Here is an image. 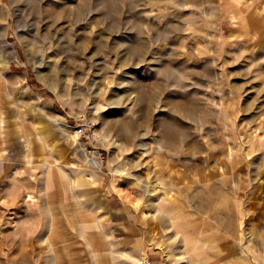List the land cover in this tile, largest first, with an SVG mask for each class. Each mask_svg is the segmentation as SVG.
<instances>
[{"label":"rangeland","instance_id":"obj_1","mask_svg":"<svg viewBox=\"0 0 264 264\" xmlns=\"http://www.w3.org/2000/svg\"><path fill=\"white\" fill-rule=\"evenodd\" d=\"M142 257L264 264V0H0V264Z\"/></svg>","mask_w":264,"mask_h":264},{"label":"built area","instance_id":"obj_2","mask_svg":"<svg viewBox=\"0 0 264 264\" xmlns=\"http://www.w3.org/2000/svg\"><path fill=\"white\" fill-rule=\"evenodd\" d=\"M95 122L89 118H82L79 123L75 124V133L81 138H88L94 133ZM139 264H150L147 257H142Z\"/></svg>","mask_w":264,"mask_h":264},{"label":"crops","instance_id":"obj_3","mask_svg":"<svg viewBox=\"0 0 264 264\" xmlns=\"http://www.w3.org/2000/svg\"><path fill=\"white\" fill-rule=\"evenodd\" d=\"M230 17H233V16H230ZM255 23H256V24H255ZM258 24H259V19L253 20V23L251 24V28H253V30L256 31V32H257V31H260V30H259V29H260V28H259V25H260V24H259V25H258ZM254 26H256V27H254Z\"/></svg>","mask_w":264,"mask_h":264}]
</instances>
